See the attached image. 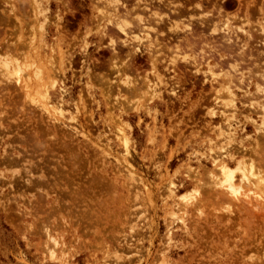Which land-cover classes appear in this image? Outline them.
I'll list each match as a JSON object with an SVG mask.
<instances>
[{
    "label": "rangeland",
    "instance_id": "1",
    "mask_svg": "<svg viewBox=\"0 0 264 264\" xmlns=\"http://www.w3.org/2000/svg\"><path fill=\"white\" fill-rule=\"evenodd\" d=\"M39 1L0 0V264H264V48L249 39L264 0H162L184 5L174 17L148 0L127 35L109 18L121 4ZM206 20L245 29L242 50ZM221 159L245 165L246 200L209 184Z\"/></svg>",
    "mask_w": 264,
    "mask_h": 264
},
{
    "label": "bare ground",
    "instance_id": "2",
    "mask_svg": "<svg viewBox=\"0 0 264 264\" xmlns=\"http://www.w3.org/2000/svg\"><path fill=\"white\" fill-rule=\"evenodd\" d=\"M27 2H28V4L29 5H32V6H34V7H39L38 5H39V3H40V1L39 0H26ZM62 1H64V3L67 5V3H69L68 2V0H62ZM126 1V0H125ZM148 0H135L133 3H131L130 5H129V8H130V11L127 9V6H128V4L127 3H123V2H120V0H108V2L110 3V4H112V6H113V9L112 10H114V11H116L117 9H116V6H117V4H121V6H122V8H123V10L124 11H121V12H123L122 13V16L120 17V16H116L115 14H112V13H110V15H109V18L111 19V21L113 22V25L114 26H116V28L117 29H121L122 30V32H124V33H126V28H124L125 26H126V21L125 20H127V19H130L131 21H132V19H133V21H135V26H138V28H140V29H145V26H146V24H148L149 22H146L145 20H143L142 18H141V16L139 15V14H136V16H132L133 14H131V12L132 11H134V10H139V9H141V10H143V9H147V10H152V9H150L149 8V6H150V4H149V2H147ZM153 1V0H152ZM151 1V2H152ZM187 1H189V0H187ZM26 2V3H27ZM155 2V1H154ZM129 3V2H128ZM149 5V6H148ZM153 6V5H152ZM165 7V8H168L167 10L169 11V13H170V15H172V17H174V16H181V14H182V9L183 8H185L184 7V5L182 4V3H176V2H173V1H168V2H166L165 3V1L163 2L162 0H158L157 1V4H156V8H158L159 9V7H161V9H162V7ZM68 7V6H67ZM199 7H200V5H199ZM155 8V7H154ZM119 9V8H118ZM219 9H220V11H219V13L221 12V6L219 7ZM122 10V9H121ZM36 13V12H35ZM117 13V12H116ZM121 14V13H120ZM151 15L153 16V15H155V16H157L158 17V19L157 20H161L162 18L159 16V13H157V12H155V11H152V13H151ZM132 16V17H131ZM220 16V15H219ZM153 18V17H152ZM154 19V18H153ZM155 21V20H154ZM203 22V26H214V28L211 30V33H217L216 32V30L217 29H220L221 28V26H226V27H223V28H221V31H222V35H221V40H220V43H221V45H222V47L223 48H225V49H227L228 51H230V52H234L235 51V48H237L236 50H239V49H241L244 45H245V43H242L243 42V40H242V38L240 39V37H238L237 36V33L238 32H240L241 34H247V32H246V30L245 29H243L242 27H239L238 29H237V33L236 34H234L233 35V33L234 32H231L228 28H227V21H225L223 24H218L217 22H214V21H212V22H210L209 20H206V21H202ZM151 24V23H150ZM41 26V25H40ZM128 26V25H127ZM170 26H177L176 24H175V22L174 23H172V25H171V22H170ZM188 26H190V25H188ZM141 31V30H140ZM147 30H145V32H146ZM251 32L249 33V39L250 40H252V42H254V43H256L255 44V46L257 47V48H264V27H259V28H256L254 31L253 30H250ZM255 31H257V32H259V34H257V33H255ZM187 32H189L190 34H192L191 32H190V30H187ZM249 32V31H248ZM253 33H255V36H254V34ZM218 34H219V32H218ZM125 35H127V33L125 34ZM215 35H217V34H215ZM256 35H260V36H263V37H256ZM242 37V36H241ZM148 39H150V38H148ZM218 40H219V38H218ZM122 45L124 46H126L127 44H125V42H122ZM132 45H134V46H139L138 45V43H133ZM128 47H129V45H127ZM259 46V47H258ZM235 47V48H234ZM135 48V47H134ZM260 48L258 49V50H260ZM131 50V49H130ZM242 50V49H241ZM240 51V50H239ZM135 53V52H134ZM241 53H243L242 51L241 52H239L238 53V56H239V54H241ZM261 55V54H260ZM132 56V55H131ZM153 56V55H152ZM261 56H263V55H261ZM2 63H4V62H2L1 60H0V66H1V64ZM9 62H7V64H8ZM19 63V62H18ZM5 64V63H4ZM7 64H6V66H7ZM19 64H21V63H19ZM19 64H17V68H19L20 66H18ZM27 66L31 69V71H32V69L34 70L35 68H36V65H35V60H33V62H31L30 64H27L25 67L27 68ZM34 66V67H33ZM2 68H3V66H1ZM8 67V66H7ZM41 67V66H40ZM1 70V69H0ZM5 70V69H4ZM9 70V69H8ZM33 72V71H32ZM41 72V69H39L38 70V72H36L35 73V77H36V79H39L40 78V76L38 75L39 73ZM1 73V72H0ZM2 76H3V70H2V74H1ZM240 76V75H239ZM260 76H262V78H264V71H263V73H261L260 74ZM241 77V76H240ZM244 78V77H243ZM30 79V78H29ZM32 79L33 78H31L30 79V81L31 82H26V85H25V95H26V97H29V96H31L33 93H36V92H38V90H36V85L37 86H41V82L40 83H38L37 81H32ZM226 79V78H225ZM229 79V78H228ZM238 79H240V78H238ZM259 79L261 80V77H259ZM241 80V79H240ZM43 81V80H42ZM230 81V83H232L231 81L232 80H229ZM228 81V82H229ZM243 81H244V79H243ZM243 81H242V83H243ZM259 81V80H258ZM263 81V80H262ZM244 83H245V81H244ZM244 83H243V85H244ZM247 83V82H246ZM241 84V83H240ZM240 84H238V85H240ZM242 85V84H241ZM129 86V85H128ZM232 86V85H231ZM247 86V84H245V87ZM47 87V86H46ZM137 87V86H136ZM135 87V89H134V91L138 88H136ZM233 87V86H232ZM242 87H244V86H242ZM132 88V87H131ZM130 88V89H131ZM30 89V90H29ZM47 90H48V87L46 88ZM139 89V88H138ZM257 96H258V94L259 95H261L260 97H263L262 99H263V101H264V83H262V82H259V84L257 85ZM41 90V89H40ZM132 90H133V88H132ZM140 90V89H139ZM24 91V90H23ZM112 91V90H111ZM151 91V90H150ZM227 91H228V95L227 94H224V95H227L226 97L230 100V107H231V109L228 107L227 109H226V107H225V109L227 110L226 112H228L227 114H225V117L223 118L224 119V121H225V125L226 126H224V127H226V129H227V132H228V135H227V139H228V141L229 140H232L233 138V133H232V131H231V129H230V126H232L231 125V119L228 117V115H232V114H234V112L236 111V108H235V103H232V102H235V99H236V97H235V93H234V90H232V88H227ZM132 92V91H131ZM219 94H217V96H218ZM253 95H254V93H253ZM216 96V97H217ZM250 96V95H249ZM251 96H252V94H251ZM256 96V97H257ZM249 98V97H248ZM263 103V102H262ZM44 105H45V103H43ZM222 108H223V106H222ZM228 109H230V110H228ZM259 110H261V112H262V115L264 116V103L263 104H260L259 105ZM57 114V113H56ZM3 118V117H2ZM257 126V129H258V131L260 132V133H263L264 134V120H263V122L262 123H259L258 125H256ZM259 133V134H260ZM263 134H260V135H263ZM264 137V136H263ZM122 139V138H121ZM220 141V140H219ZM233 141V140H232ZM11 153V152H10ZM253 153V152H252ZM6 154V153H5ZM11 155V154H10ZM220 155V154H219ZM9 156V155H8ZM13 162V161H12ZM244 163V162H243ZM245 164V163H244ZM239 165H242V164H239ZM239 165H237V167H239V168H232V167H230L229 166V164H228V162L225 160V159H221V161H220V163L219 164H217V165H214L215 167L212 169V170H209L208 171V177H209V184L210 185H212V187H221V188H223L224 190H226V194H228L232 199H240V197L241 196H245V197H243V198H245V200L249 197V192L247 193L243 188L245 187V185L243 186L242 185V182H241V186H238L237 185V183H236V179H235V173H236V171H245L246 172V167H245V165H242V166H244V167H242V168H244V169H241V167L239 166ZM252 165H253V163H251L249 166V168H251L249 171H250V173H249V171L247 172V173H249V174H251V176H252V172L254 173V175H256L255 174V172H257V175L256 176H258V174L260 175V173H259V171H258V169H257V171L255 170V172H254V170L252 171V169H253V167H252ZM248 169V168H247ZM29 171V170H28ZM195 171V170H194ZM130 172V171H129ZM245 172H243V173H245ZM242 173V174H243ZM246 173V174H247ZM16 174V173H15ZM14 174V175H15ZM133 174V172L130 174V175H132ZM196 174V176H197V173H195ZM194 174V175H195ZM241 174V175H242ZM243 177H241V178H245V180H247L248 178L250 179V177H246V175L245 174H243L242 175ZM250 176V175H249ZM255 176V177H256ZM254 177V176H253ZM262 177V176H261ZM261 177H259V178H261ZM25 178V177H24ZM34 178V177H33ZM40 178V177H39ZM263 178V177H262ZM14 180H15V178H14ZM40 180V179H39ZM258 180V179H257ZM19 181V180H18ZM46 181V180H45ZM242 181V180H241ZM248 181V180H247ZM250 181H252V180H250ZM255 181V180H254ZM259 181V180H258ZM26 182V181H25ZM197 183V182H196ZM253 183V182H252ZM259 183H260V181H259ZM254 184V183H253ZM172 186H173V184L171 183V182H169L168 183V185H167V187H168V190H169V193H171V194H175V192H174V190L172 189ZM200 187V186H199ZM264 187V186H263ZM223 190V191H224ZM225 192V191H224ZM251 192V191H250ZM170 194V195H171ZM255 195H257L256 196V199H254L256 202L257 201H259V198H261L262 199V197H261V195H258L257 193L255 194ZM246 196H247V198H246ZM253 196H254V194H253ZM255 197V196H254ZM253 197V198H254ZM258 203V202H257ZM47 229V228H46ZM49 231V230H48ZM47 231V232H48ZM47 234V233H46ZM47 238H48V240H50V242H52V243H50L49 245H47L48 244V242H46L47 244V248H49L48 250H49V255L52 257V258H54L56 255H55V252H56V245H57V242L58 241H56L54 238H52L51 237V234L50 233H48L47 234ZM48 252V251H47Z\"/></svg>",
    "mask_w": 264,
    "mask_h": 264
}]
</instances>
